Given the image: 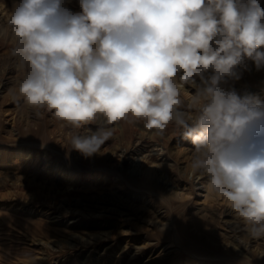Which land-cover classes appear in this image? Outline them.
I'll return each instance as SVG.
<instances>
[{
  "label": "clouds",
  "instance_id": "clouds-1",
  "mask_svg": "<svg viewBox=\"0 0 264 264\" xmlns=\"http://www.w3.org/2000/svg\"><path fill=\"white\" fill-rule=\"evenodd\" d=\"M20 0L12 56L27 69L18 93L67 126L98 124L71 148L100 152L121 122L190 140L209 177L253 237L264 235V101L225 88L245 58L264 69L260 0ZM211 73L206 77V73ZM199 78L200 83H197ZM195 86L187 110L181 86Z\"/></svg>",
  "mask_w": 264,
  "mask_h": 264
},
{
  "label": "rangeland",
  "instance_id": "rangeland-1",
  "mask_svg": "<svg viewBox=\"0 0 264 264\" xmlns=\"http://www.w3.org/2000/svg\"><path fill=\"white\" fill-rule=\"evenodd\" d=\"M19 2L0 0V264H264V235L192 169L195 147L174 124L162 136L144 121L107 126L114 135L86 157L71 139L98 124L74 129L24 101L9 24ZM236 72L223 87L264 101V69L245 58ZM178 85L187 110L195 86Z\"/></svg>",
  "mask_w": 264,
  "mask_h": 264
},
{
  "label": "bare ground",
  "instance_id": "bare-ground-1",
  "mask_svg": "<svg viewBox=\"0 0 264 264\" xmlns=\"http://www.w3.org/2000/svg\"><path fill=\"white\" fill-rule=\"evenodd\" d=\"M154 139V138H153ZM149 143V142H148ZM168 144V143H167ZM129 148V147H128ZM127 147L125 148V149H128ZM165 148V147H164ZM1 149V148H0ZM121 151V150H120ZM129 150H126L125 151V153H127ZM1 152V151H0ZM151 170H152V167L151 166H146V168H145V172H146V174L147 175H150L151 174ZM148 188L150 189V190H156L157 189V183L155 182V181H151V182H149L148 184ZM70 201V200H69ZM64 203H69L68 201H66V202H64ZM63 203V204H64ZM66 205H68V204H66Z\"/></svg>",
  "mask_w": 264,
  "mask_h": 264
}]
</instances>
